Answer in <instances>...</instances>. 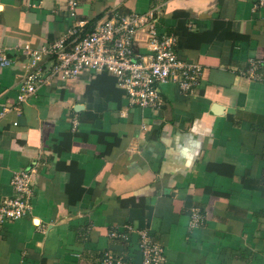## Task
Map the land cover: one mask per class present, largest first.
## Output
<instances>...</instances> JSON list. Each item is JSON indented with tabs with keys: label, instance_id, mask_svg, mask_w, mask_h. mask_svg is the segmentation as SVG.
I'll return each mask as SVG.
<instances>
[{
	"label": "crops",
	"instance_id": "obj_1",
	"mask_svg": "<svg viewBox=\"0 0 264 264\" xmlns=\"http://www.w3.org/2000/svg\"><path fill=\"white\" fill-rule=\"evenodd\" d=\"M253 0H0V201L12 173L31 170L32 208L0 229V264H142L148 229L166 264H264V9ZM156 10L176 54L198 63L199 87H161L155 109L129 106L113 76L55 75L25 102L14 50L82 35L116 12ZM143 51L145 35L136 34ZM259 60L255 75L245 72ZM125 112V117H120ZM15 123V125H14ZM203 225L189 227L191 208Z\"/></svg>",
	"mask_w": 264,
	"mask_h": 264
},
{
	"label": "built area",
	"instance_id": "obj_2",
	"mask_svg": "<svg viewBox=\"0 0 264 264\" xmlns=\"http://www.w3.org/2000/svg\"><path fill=\"white\" fill-rule=\"evenodd\" d=\"M78 6L79 0H66L65 15L74 18ZM252 9L254 13L264 9V0H253ZM156 13L155 9L144 13L116 12L98 21L84 35L81 34L83 22L77 21L66 34L52 42L16 46L14 50L25 59L21 63L24 76L17 86L18 101L25 102L40 86L49 84L55 75L76 78L83 73L100 72L114 77L129 106L141 109L157 108L161 102V87L168 82L177 84L179 93L193 94L199 87L201 66L186 62L176 54V38L158 31ZM139 32L145 35L143 51L135 37ZM12 64L11 58L0 48V67ZM260 66L259 60L249 59L245 72L253 76ZM125 115L120 112V117ZM30 175L28 169L12 173L9 185L13 195L0 201V229L5 223L19 220L30 212L33 198ZM189 213V227L203 225L198 207L191 208ZM132 234L136 235L142 264H166L164 248L150 230H134L125 225L110 236L128 242ZM104 261L112 264L109 252L105 253ZM115 263L121 262L116 260Z\"/></svg>",
	"mask_w": 264,
	"mask_h": 264
},
{
	"label": "trees",
	"instance_id": "obj_3",
	"mask_svg": "<svg viewBox=\"0 0 264 264\" xmlns=\"http://www.w3.org/2000/svg\"><path fill=\"white\" fill-rule=\"evenodd\" d=\"M93 27H94V26H93ZM93 27H92V29H93ZM92 29H91V30H92ZM88 32H89V31H88ZM81 33H82V32H81ZM86 33H87V32H86ZM103 258L105 259V253H104V256H103ZM114 262H115V261H114ZM112 263H113V262H112Z\"/></svg>",
	"mask_w": 264,
	"mask_h": 264
}]
</instances>
